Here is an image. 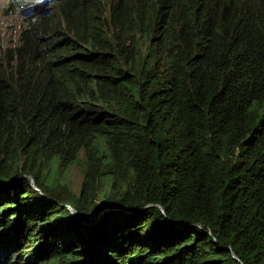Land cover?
Returning a JSON list of instances; mask_svg holds the SVG:
<instances>
[{"label": "trees", "instance_id": "16d2710c", "mask_svg": "<svg viewBox=\"0 0 264 264\" xmlns=\"http://www.w3.org/2000/svg\"><path fill=\"white\" fill-rule=\"evenodd\" d=\"M7 1L0 264H264V0Z\"/></svg>", "mask_w": 264, "mask_h": 264}, {"label": "rangeland", "instance_id": "374dc122", "mask_svg": "<svg viewBox=\"0 0 264 264\" xmlns=\"http://www.w3.org/2000/svg\"><path fill=\"white\" fill-rule=\"evenodd\" d=\"M26 17L24 11L15 9L7 0H0V44L14 46L21 42L24 31L29 26ZM66 177L68 184L77 191L82 180L80 167H71Z\"/></svg>", "mask_w": 264, "mask_h": 264}, {"label": "clouds", "instance_id": "9594fccd", "mask_svg": "<svg viewBox=\"0 0 264 264\" xmlns=\"http://www.w3.org/2000/svg\"><path fill=\"white\" fill-rule=\"evenodd\" d=\"M71 207V206H70ZM68 208V207H67ZM69 209V208H68ZM71 212H74L73 208L71 207V209H69Z\"/></svg>", "mask_w": 264, "mask_h": 264}, {"label": "built area", "instance_id": "2783aa9c", "mask_svg": "<svg viewBox=\"0 0 264 264\" xmlns=\"http://www.w3.org/2000/svg\"><path fill=\"white\" fill-rule=\"evenodd\" d=\"M67 207H68L69 209H71V207H70L69 205H67Z\"/></svg>", "mask_w": 264, "mask_h": 264}]
</instances>
